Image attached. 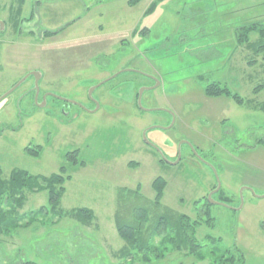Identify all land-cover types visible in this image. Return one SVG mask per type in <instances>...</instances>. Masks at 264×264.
Masks as SVG:
<instances>
[{
    "label": "rangeland",
    "instance_id": "374dc122",
    "mask_svg": "<svg viewBox=\"0 0 264 264\" xmlns=\"http://www.w3.org/2000/svg\"><path fill=\"white\" fill-rule=\"evenodd\" d=\"M128 1L28 4L17 13L35 11L34 19L21 21L15 35L11 26L20 20L10 17L20 5L0 0L2 11L14 13L0 14V97L27 74H44L38 96L30 76L0 101L3 177L14 169L48 176L65 166L71 179L61 207L95 212L88 224L47 214L0 234V264H264V144H257L264 111L254 109L264 102V86L255 90L264 84V50L238 41L242 26L264 24V0H160L148 12L154 0ZM64 28L39 40L42 30ZM210 83L246 104L207 96ZM40 145L39 156L26 151ZM75 150L84 165L68 160ZM159 176L168 185L163 208L149 206L151 219L169 207L202 222L196 237L204 260L178 251L150 263L118 257L120 191L140 185L153 200ZM26 194L20 213L48 204L47 192Z\"/></svg>",
    "mask_w": 264,
    "mask_h": 264
},
{
    "label": "trees",
    "instance_id": "16d2710c",
    "mask_svg": "<svg viewBox=\"0 0 264 264\" xmlns=\"http://www.w3.org/2000/svg\"><path fill=\"white\" fill-rule=\"evenodd\" d=\"M141 0H129V5H136ZM160 0H154L149 6L148 11L153 10ZM256 32L258 39L251 41L250 35ZM49 34H53L52 32ZM239 43L247 45L248 48L255 47L258 53L264 50V24L260 22L244 25L240 28L238 36ZM264 59V57H263ZM251 63L253 61H250ZM264 84L258 85L255 90L262 89ZM204 93L209 97L227 96L239 105H245V99L238 93L231 91L227 86L219 83H210L204 87ZM255 110L264 111V102L256 103ZM258 145H263L264 140L260 139ZM42 146L32 148L28 146L26 151L39 156ZM68 160L74 164H82L79 161V150L67 154ZM161 161H164L161 159ZM71 179L67 175V168L62 166L58 173L51 175L31 174L23 169H14L9 178L3 177V170L0 166V234L10 235L14 231L24 227H29L39 216L52 214L59 219L70 216L78 221L88 224L95 219V212L89 208H79L64 210L61 207L63 195L66 192L65 183ZM168 181L159 176L152 183L154 190L153 200L148 199L141 193V186L135 190L120 191L119 208L115 213V225L118 235L124 240L125 245L120 248L117 255L122 260L134 262L137 258L146 263L155 260L165 259L172 251L184 252L195 256L198 260L206 258L202 248L203 245L196 237L197 228L202 222L192 219L189 215L178 213L169 207L157 214L153 219L150 215V205L156 208H163L162 200ZM217 185L214 187V189ZM27 192L40 193L47 192L48 204L43 205L37 210L20 213L19 209L27 201ZM229 198L224 197L222 202L227 203ZM142 204H136L141 202ZM131 204V205H130ZM208 205V202L207 204ZM210 214L209 208L206 210ZM48 216V215H47ZM26 219L25 225L23 221ZM208 225H213V218L209 216L206 221ZM231 255L224 260H234ZM23 264H40L33 260H27Z\"/></svg>",
    "mask_w": 264,
    "mask_h": 264
},
{
    "label": "flooded vegetation",
    "instance_id": "af4514ba",
    "mask_svg": "<svg viewBox=\"0 0 264 264\" xmlns=\"http://www.w3.org/2000/svg\"><path fill=\"white\" fill-rule=\"evenodd\" d=\"M29 21H32V20H29ZM17 23V24H16ZM15 23V25H17L16 26V32H18L19 33V31L21 30V25H20V23H21V20L19 21V22H16ZM66 28H64V29H59V30H42L39 34H38V36H39V40H43V37L44 38H47V37H49L48 39H51V38H55L56 36H58L59 34H60V32H62V31H64ZM53 33V34H49V33ZM17 33V34H18ZM26 35L28 36V37H35V36H37L36 35V33L34 32V30H29V32L27 33L26 32ZM41 42H43V41H41ZM33 73V72H32ZM32 73H29V74H27V75H29L27 78H29L30 76L32 77L33 76V78H34V80H35V92H36V94H37V96L39 95V88H38V82H39V80L40 79H42L43 77H44V74H40V73H37V72H35V73H37V75H33ZM26 77V76H25ZM23 78L18 84H19V86L27 79V78ZM30 77V78H31ZM37 82V83H36ZM101 83H103V82H101ZM17 84V85H18ZM98 85H100V84H98ZM16 86V85H15ZM14 86V87H15ZM18 86V87H19ZM17 87V88H18ZM16 88V89H17ZM37 90H38V93H37ZM47 96H51V97H53L54 98V96H52L51 94H47ZM138 96H139V94H138ZM139 100V99H138ZM161 158H162V156H161ZM162 160H164V158H162ZM216 189V188H215ZM215 189H213V191L215 190Z\"/></svg>",
    "mask_w": 264,
    "mask_h": 264
},
{
    "label": "crops",
    "instance_id": "0c3cea01",
    "mask_svg": "<svg viewBox=\"0 0 264 264\" xmlns=\"http://www.w3.org/2000/svg\"><path fill=\"white\" fill-rule=\"evenodd\" d=\"M5 1H7V0H5ZM13 1L14 0H9V3L12 5V3H13ZM18 2L16 3V4H18V5H20V7L18 8H16V13H15V15L14 16H12V17H10V19H14L15 21H18V20H21V21H29V20H33L34 19V17H33V14L35 13V11H32L31 13H30V16H28V17H22V18H19V15H22V13H17V10H21V7L22 6H28V4H29V6H31L32 7V10H34V7L35 6H41V5H43L44 3V1L43 0H17ZM31 1V2H30ZM30 2V3H29ZM1 4V3H0ZM16 4H14L13 3V5L16 7ZM14 7V8H15ZM11 8H9V10H10ZM0 14H7V13H9V14H7V18H8V20H9V16H10V13L12 12L13 13V9H12V11L10 12V11H8L7 13L5 12V11H2L1 10V7H0ZM11 13V14H12ZM33 13V14H32ZM14 14V13H13ZM0 22H2V20H3V18L2 17H0ZM12 28H11V30H12V32H10V33H14L15 35L18 33V32H16V25L15 24H13L12 26H11ZM26 34V33H25Z\"/></svg>",
    "mask_w": 264,
    "mask_h": 264
},
{
    "label": "water",
    "instance_id": "95a60500",
    "mask_svg": "<svg viewBox=\"0 0 264 264\" xmlns=\"http://www.w3.org/2000/svg\"><path fill=\"white\" fill-rule=\"evenodd\" d=\"M0 25H1V26H4V23H3V22H0ZM32 74H33V75H37V73H35V72H33ZM29 75H30V74H29ZM29 75H27L25 78H27ZM23 80H24V79H23ZM23 80H22V81H23ZM22 81H21V82H22ZM21 82H20V83H21ZM20 83H19V84H20ZM36 83H37V82H36ZM19 84L16 85L15 87H13V88H12L10 91H8L7 93H5L3 96H1V97H0V101L3 100L6 96H8L11 92H13V90H15V89L19 86ZM37 93H38V90H37ZM141 98H142V92H141V95H140V97H139V104L141 103ZM160 154H161L162 156H164L161 152H160ZM163 158H164V157H163ZM220 188H221V187L217 184L216 189H215L214 191H212V192L209 194V196H208L210 200L212 199L213 194H214L216 191H219ZM223 204L226 205V203H223Z\"/></svg>",
    "mask_w": 264,
    "mask_h": 264
}]
</instances>
